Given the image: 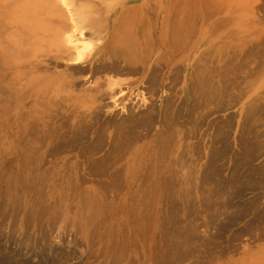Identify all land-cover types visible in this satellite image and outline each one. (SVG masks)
Here are the masks:
<instances>
[{
    "label": "rangeland",
    "instance_id": "rangeland-1",
    "mask_svg": "<svg viewBox=\"0 0 264 264\" xmlns=\"http://www.w3.org/2000/svg\"><path fill=\"white\" fill-rule=\"evenodd\" d=\"M19 1L0 25V264H264V0H24L45 13L18 24ZM121 16L128 43L98 49ZM73 22L96 48L77 70Z\"/></svg>",
    "mask_w": 264,
    "mask_h": 264
},
{
    "label": "bare ground",
    "instance_id": "bare-ground-1",
    "mask_svg": "<svg viewBox=\"0 0 264 264\" xmlns=\"http://www.w3.org/2000/svg\"><path fill=\"white\" fill-rule=\"evenodd\" d=\"M14 1V0H13ZM21 1V0H20ZM19 1V2H20ZM31 1V0H30ZM44 1V0H43ZM58 1V0H57ZM61 1V4L63 5V8L64 7H66L67 9H69V6H68V4H67V1L66 0H60ZM7 2V0H0V7L2 6V11H0V25L2 24V22L4 23V22H6V24H8V22H7V17H9L8 15V13H6V12H8V10L6 9L7 8V6H11L9 3V5H6V4H4V3H6ZM24 2V0L22 1V3ZM33 2H34V0H33ZM37 2V1H36ZM46 2V1H45ZM1 3H3L4 4V6L3 5H1ZM12 3V2H11ZM39 3V2H38ZM40 3H42V0H41V2ZM44 3V2H43ZM59 3V2H58ZM14 4H16V3H12V6L14 5ZM18 4V3H17ZM51 4H52V2H51ZM61 4H57V5H59V6H61ZM39 5V4H38ZM38 5H36V9H37V7H38ZM45 5V4H44ZM50 5V4H49ZM54 5V4H53ZM11 6V7H12ZM32 7V5H30V2H26V3H23V4H21V5H19V6H17L16 8H14L15 10L14 11H12V10H9V11H12L11 12V14H10V20H11V18L13 19V21H16V20H18L19 18H21V17H23V16H26L27 15V13H30V12H32V13H35V12H33V10H34V6L32 7V9H31V7ZM42 6V5H41ZM42 7H44V9L46 8L45 6H42ZM57 7V6H56ZM55 8V7H54ZM60 8V7H59ZM65 8V9H66ZM9 9V8H8ZM42 9V8H41ZM47 9H48V7H47ZM47 9H46V11H47ZM56 9V8H55ZM61 9V8H60ZM1 10V9H0ZM38 11H40L39 9H38ZM38 11H37V14H36V16L39 14L38 13ZM50 11V10H49ZM55 11V10H54ZM56 11H57V9H56ZM59 11V10H58ZM42 14H43V12L45 13V11H40ZM48 12V11H47ZM41 13L39 14V15H41ZM65 14H67V12H65ZM76 14H78V13H76ZM123 14V13H122ZM30 15V14H29ZM46 16V15H45ZM66 17L68 16V15H65ZM99 16V15H98ZM29 17V16H28ZM32 17V16H31ZM38 17V16H37ZM40 17V16H39ZM38 17V18H39ZM42 17V16H41ZM51 17V16H50ZM53 17H55V16H53ZM52 17V18H53ZM26 18V17H25ZM24 18V19H25ZM36 18V17H35ZM38 18H37V20H38ZM57 18V17H56ZM55 18V20H57ZM73 18V17H72ZM131 18V16H129V19ZM134 18V17H133ZM132 18V19H133ZM5 19H6V21H5ZM31 18H29V20H30ZM41 19V18H40ZM47 19V18H46ZM67 19V18H66ZM68 19H70V18H68ZM127 19H128V17H127ZM128 19V20H129ZM132 19H130V20H132ZM135 19V18H134ZM32 20H35V19H33V17H32ZM37 20H35V22L37 21ZM42 20H43V17H42ZM41 20V21H42ZM60 20V19H59ZM58 20V21H59ZM65 20V19H64ZM137 20V18L135 19V21ZM26 21V20H25ZM44 21V20H43ZM51 21V20H50ZM54 21V20H53ZM52 21V22H53ZM62 21V20H61ZM61 21H59V22H61ZM72 21V20H71ZM124 21H125V18L123 17V16H121V17H119L118 19H116V21H115V23H114V25H113V29H112V31H111V35H109L108 37V42L106 41V44H104V42H97V44H96V46H97V48L98 49H100V48H105L107 51H110V49L109 48H113V45L115 44V42L118 44V46L120 47V46H123L124 44H125V42L126 43H128V38H125L124 37V34H123V37L125 38V41H124V38L123 39H120V37L122 36H120V34H122V32H125L124 31V28L126 29L127 27H124V25L126 26L127 24H125L124 23ZM132 21H134V20H132ZM11 22V21H10ZM17 22V21H16ZM29 22H31V21H29ZM45 22V21H44ZM63 22V21H62ZM143 22V21H142ZM18 24H19V22H17ZM24 23V22H23ZM32 23H34V22H32ZM66 23V22H65ZM65 23H63L64 25H65ZM67 23H71V22H67ZM74 23V25H73V27H72V30H71V32L70 33H68V34H66L65 35V39H61V41H64L65 42V44L69 47V49L70 50H72L73 52V58H71V61H70V66L73 68V69H81L82 67H84L85 66V63L87 62V56L89 55V54H93L94 53V50L96 49L95 48V46L92 44V43H90L88 40H86V36H85V34H84V32H83V30H77V25H76V23L75 22H73ZM94 23V22H93ZM10 24V23H9ZM18 24H16V25H18ZM22 24V23H21ZM27 24V23H26ZM54 24V23H53ZM52 24V25H53ZM56 24V23H55ZM60 24V23H59ZM62 24V23H61ZM86 24V23H85ZM90 24V23H89ZM95 24V23H94ZM16 25H13V26H15L16 27ZM30 24H28V25H26V26H28L29 28H30V26H29ZM57 25V24H56ZM97 25V24H96ZM98 25H100V24H98ZM144 25V24H143ZM1 26H3V25H1ZM0 26V27H1ZM11 27H13L12 25H10ZM9 25H8V27L9 28H11ZM22 27H23V24L21 25ZM87 26V25H86ZM6 27H7V25H6ZM19 27V25L17 26V28ZM28 27H27V29H28ZM32 27V26H31ZM37 27H38V25H37ZM61 28H62V26H60ZM63 27H65V26H63ZM83 27V26H82ZM139 27H141L140 25H139ZM8 28V29H9ZM16 28V31L17 32H20V30H18ZM70 28V27H69ZM100 28V30L102 29L101 27H99ZM130 28V27H129ZM24 30H27V29H25V25H24V28H23ZM65 29V28H64ZM104 29V28H103ZM6 30V29H5ZM24 30H23V33H24ZM29 30V29H28ZM27 30V31H28ZM31 30V29H30ZM100 30H98V32L100 31ZM133 30V29H132ZM4 31V30H3ZM32 31V30H31ZM33 31H35V30H33ZM37 31V30H36ZM66 31H67V28H66ZM70 31V30H69ZM14 32V31H13ZM40 32V31H39ZM65 32V31H64ZM127 32V31H126ZM133 32V31H132ZM137 32V31H136ZM144 32V31H143ZM142 32V33H143ZM12 32H10V34H11ZM15 33V32H14ZM27 33V36H28V34H29V31L28 32H26ZM140 33L141 32H139L138 33V35H140ZM6 34H8V33H6ZM17 34V33H16ZM30 34H33V33H31L30 32ZM34 34H35V32H34ZM40 34V33H39ZM63 34V33H62ZM65 34V33H64ZM98 34V33H97ZM134 34V33H133ZM143 34H145L144 35V37L146 36V31L143 33ZM173 34V33H172ZM9 35V34H8ZM12 35H14V34H11V36ZM45 35V34H44ZM132 35V34H131ZM130 35V36H131ZM10 36V35H9ZM15 36V35H14ZM14 36H12V38L14 37ZM25 36H26V34H25ZM36 36V35H35ZM49 36V35H48ZM90 36V35H89ZM172 36V35H171ZM28 37H33L32 35L30 36H28ZM37 37V36H36ZM44 37H46V36H44ZM50 37H52L51 35H50ZM132 37V36H131ZM185 37V36H184ZM9 38V37H8ZM8 38H6V39H8ZM42 38V37H41ZM63 38H64V36H63ZM130 38V37H129ZM140 38V37H139ZM146 38V37H145ZM14 39V38H13ZM20 39H22L21 37L19 38H17V40L19 41ZM33 39V38H32ZM127 39V40H126ZM29 40H30V38H28V40H24V38L22 39V43H23V41L25 42H29ZM145 39H141V41H144ZM147 40V39H146ZM176 40V39H175ZM2 41V40H1ZM5 41V40H4ZM4 41H2V42H4ZM10 41V40H9ZM56 41V40H55ZM134 41H136L135 39H134ZM6 42V41H5ZM4 42V43H5ZM16 42V41H15ZM15 42H12V43H14V44H16ZM25 42V43H26ZM35 42V41H34ZM145 42V41H144ZM144 42H143V44H144ZM9 43H11V42H9ZM18 43V42H17ZM21 43V42H20ZM21 43V44H22ZM30 43V42H29ZM114 43V44H113ZM135 43H137V41L135 42ZM3 43H1L0 45H2ZM39 44V43H38ZM38 44H36V45H38ZM12 45V47H15V46H13V44H11ZM25 45H27V44H25ZM42 45V44H41ZM128 45V44H127ZM126 45V46H127ZM135 45V44H134ZM3 46H7V45H3ZM28 46H29V44H28ZM31 46V45H30ZM33 46V45H32ZM35 46V45H34ZM43 46V45H42ZM117 46V45H116ZM125 46V45H124ZM1 47V46H0ZM9 48H10V51H12L11 50V46H8ZM7 47V48H8ZM68 47H66V50L68 49ZM144 47H146V46H144ZM20 48V47H19ZM29 48V47H28ZM46 48V47H45ZM117 48V47H116ZM122 48V47H121ZM134 47L132 46V49H133ZM150 48V47H149ZM62 49V48H61ZM68 49V50H69ZM124 49V48H123ZM129 48H127V50H128ZM8 50V49H7ZM13 50H15V48L13 49ZM17 50V49H16ZM15 50V51H16ZM20 50H22V49H20ZM65 50V49H64ZM67 50V51H68ZM117 50V49H116ZM126 50V51H127ZM141 50V49H140ZM25 51L27 52V50H24V54H26L25 53ZM118 51V50H117ZM120 51H122L121 49H120ZM126 51H124V52H126ZM133 51V50H132ZM2 52V51H1ZM18 52H20L19 50H18ZM17 52V53H18ZM22 52H20V54H22ZM28 52H30V50H28ZM46 52V51H45ZM111 52H113V51H111ZM110 52V53H111ZM123 52V51H122ZM128 52V51H127ZM135 52V51H134ZM139 52V51H138ZM31 53V52H30ZM30 53H29V55H30ZM109 53V52H108ZM116 53H120L119 51L118 52H116L115 51V54L114 53H111V54H113V55H115V56H117L118 54H116ZM2 54V53H1ZM5 54L7 55V53L5 52ZM28 54V53H27ZM26 54V55H27ZM70 55H71V53H69ZM110 54V55H111ZM123 54V53H122ZM125 54H127V53H124V55ZM132 54H134L133 52H132ZM131 54V55H132ZM136 54V53H135ZM134 54V56H137L138 54H136L135 55ZM148 54V53H147ZM3 55H4V53H3ZM9 55V54H8ZM8 55H7V57H8ZM123 55V56H124ZM1 56V55H0ZM10 56V55H9ZM23 56V55H22ZM21 56V57H22ZM31 56V55H30ZM126 56V55H125ZM130 56V55H129ZM3 57V56H2ZM11 57V56H10ZM23 57H26L25 55L23 56ZM58 57V56H57ZM118 57V56H117ZM116 57V58H117ZM128 57V56H127ZM142 57V56H141ZM3 58H6V57H3ZM112 58V57H111ZM131 58V57H130ZM133 58V57H132ZM131 58V59H132ZM1 59V58H0ZM11 59V58H10ZM66 59V58H65ZM113 59H115V57L113 58ZM14 60H16L15 58H14ZM67 60V59H66ZM104 60H106V59H104ZM119 60H120V58H119ZM140 60V59H139ZM145 60V59H144ZM1 61V60H0ZM12 61V60H11ZM68 61V60H67ZM66 61V62H67ZM117 61V60H116ZM122 61H123V59H122ZM125 61V60H124ZM5 62V61H4ZM127 64H125L124 65V71L126 72V73H133V72H135L136 70H137V66L135 67V65H137L138 64V60L136 59V62H137V64H135V63H133V62H127V61H125ZM105 63V62H104ZM103 63V64H104ZM113 63H115L114 61H113ZM141 63V62H140ZM2 65V64H1ZM100 65V64H99ZM105 65V64H104ZM116 65V64H115ZM103 66V65H102ZM106 66V65H105ZM109 66V65H108ZM114 66V65H113ZM20 67H22V66H20ZM100 67V66H99ZM104 67V66H103ZM19 68V67H18ZM23 68V67H22ZM70 68V67H69ZM106 68V70H107V67H105ZM105 68H104V70L101 68V71L103 70V71H106L105 70ZM109 68V67H108ZM99 69V68H98ZM113 71H117L118 72V66H114L113 68H111ZM76 70H74V71H76ZM94 70H96V69H94ZM119 70H120V68H119ZM121 70H123V69H121ZM102 71V72H103ZM108 71H110V70H108ZM123 71V72H124ZM78 72V71H77ZM96 72V71H95ZM100 72V71H99ZM96 73H98V72H96ZM120 73V72H119ZM118 73V74H119ZM136 73V72H135ZM95 74V73H94ZM154 74V73H153ZM67 76H68V74H67ZM152 76V75H151ZM72 77V76H71ZM153 77H154V75H153ZM67 78H69V77H67ZM151 78V77H150ZM70 79V78H69ZM62 81H63V79H62ZM65 82V81H64ZM69 82V81H68ZM66 83V82H65ZM108 84V83H107ZM98 85V84H97ZM109 85H111V84H109ZM67 86V85H66ZM107 86V85H106ZM113 86V85H112ZM96 87V86H95ZM98 88V87H97ZM109 88V87H108ZM108 88H106L107 89V91H108ZM111 88H113V87H111ZM114 89V88H113ZM110 90H112V89H110ZM113 92V91H112ZM114 93V92H113ZM198 93V92H197ZM200 93V92H199ZM200 94H202V93H200ZM199 95V94H198ZM123 96H125V92L124 91H122V92H120V93H118V94H116V97H115V99L116 100H114L115 102H117V101H119ZM132 96V95H131ZM130 96V97H131ZM137 96V95H136ZM135 96V97H136ZM203 96V95H202ZM128 97V96H127ZM132 98V97H131ZM137 98V97H136ZM136 98H133L134 100H136ZM144 98V97H143ZM128 99V98H127ZM130 99V98H129ZM129 99H128V101H129ZM144 99H146V98H144ZM143 99V100H144ZM125 102V105H127L128 107H129V102ZM134 103V102H133ZM200 103V102H199ZM114 104V103H113ZM132 104V103H131ZM123 106V107H126V106ZM144 105V104H143ZM127 107V108H128ZM121 109V108H120ZM130 109V108H129ZM124 111H125V109H123ZM130 111V110H129ZM123 112V111H122ZM130 113V112H129ZM129 115V114H128ZM138 115H140V114H138ZM153 115V114H152ZM148 116V115H147ZM167 116V115H166ZM135 117V116H134ZM138 117V116H137ZM140 117V116H139ZM143 117V116H142ZM129 118H131V117H129ZM131 119H133V118H131ZM142 119V118H141ZM134 121H135V119H133ZM142 121V120H141ZM147 121V120H146ZM257 121V120H256ZM124 123H125V121H123ZM127 122V121H126ZM144 122H145V120H144ZM254 122H255V120H254ZM117 123V122H116ZM151 123V122H150ZM119 124H120V122H119ZM130 124V123H129ZM131 124H132V122H131ZM130 124V125H131ZM132 125H135V124H132ZM129 126V125H128ZM119 127H120V125H119ZM140 127V126H139ZM124 129L123 130H125L126 128L125 127H123ZM127 129H129V128H127ZM126 129V130H127ZM138 129V128H137ZM125 130V131H126ZM130 130V129H129ZM125 131H124V133H125ZM127 132V131H126ZM126 134H128V132L126 133ZM125 135V134H124ZM133 135V134H132ZM40 138V137H39ZM129 139V138H128ZM160 150V149H159ZM252 152V151H251ZM148 173V172H147ZM215 195V194H214Z\"/></svg>",
    "mask_w": 264,
    "mask_h": 264
},
{
    "label": "crops",
    "instance_id": "crops-1",
    "mask_svg": "<svg viewBox=\"0 0 264 264\" xmlns=\"http://www.w3.org/2000/svg\"><path fill=\"white\" fill-rule=\"evenodd\" d=\"M222 1L225 2V1H228V0H222ZM238 2H239L240 6H242V5L246 6L247 4L249 5L250 3H252V0H238ZM222 16L223 17L232 16V17H237V18H247V17H251L252 15H251V10L250 9H239V10H233L232 11V15H228V13H227V14H224ZM236 23L237 22H234L233 25H232V27L234 29V32L236 31L235 29L237 28L236 25H235ZM227 25H228V23H227ZM224 26H226V25H224ZM234 41H236V39ZM169 64H171V63L169 62Z\"/></svg>",
    "mask_w": 264,
    "mask_h": 264
}]
</instances>
